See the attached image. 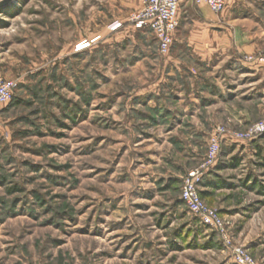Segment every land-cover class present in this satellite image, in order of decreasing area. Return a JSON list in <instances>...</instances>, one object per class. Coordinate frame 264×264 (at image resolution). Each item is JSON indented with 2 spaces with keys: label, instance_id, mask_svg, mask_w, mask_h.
<instances>
[{
  "label": "rangeland",
  "instance_id": "rangeland-1",
  "mask_svg": "<svg viewBox=\"0 0 264 264\" xmlns=\"http://www.w3.org/2000/svg\"><path fill=\"white\" fill-rule=\"evenodd\" d=\"M141 5L0 6V75L16 82L0 114V264H238L240 247L264 264V135L223 137L203 168L204 200L230 242L181 198L217 126L264 119V66L230 63L231 101L204 97L198 115L183 117L175 96L190 84L177 81L172 49L160 54L152 32L129 22ZM236 112L249 120L233 126Z\"/></svg>",
  "mask_w": 264,
  "mask_h": 264
},
{
  "label": "crops",
  "instance_id": "crops-1",
  "mask_svg": "<svg viewBox=\"0 0 264 264\" xmlns=\"http://www.w3.org/2000/svg\"><path fill=\"white\" fill-rule=\"evenodd\" d=\"M182 6L188 7L187 10H182ZM180 25L174 35L172 65L179 74L177 81L190 86L189 89L181 86L182 89L174 97L179 101L176 107L180 108L176 111H179V115H198L199 99L204 97H216L228 103L231 101L227 99L233 89L230 63L233 68H247L257 74L260 72L259 65L248 64L243 59L245 55L264 48V0H228L225 10L218 15L205 5L196 6L191 0H182ZM230 50L237 55H230ZM185 72H188V77ZM185 97L192 98L186 105ZM237 113L230 114L233 126L249 120L234 116ZM203 188L201 193L205 199L207 194Z\"/></svg>",
  "mask_w": 264,
  "mask_h": 264
},
{
  "label": "built area",
  "instance_id": "built-area-1",
  "mask_svg": "<svg viewBox=\"0 0 264 264\" xmlns=\"http://www.w3.org/2000/svg\"><path fill=\"white\" fill-rule=\"evenodd\" d=\"M182 0H142L141 8L133 11L129 22L133 23L139 30L148 29L152 32L155 41L158 43L159 53L166 55L170 53L174 45V35L180 25V6ZM196 6H207L215 14L225 10L228 0H191ZM122 22L115 21L111 24V30L116 31ZM87 43H82V47ZM248 61L264 66V50L257 55H249ZM16 82L0 75V114L2 109L9 105L15 95ZM264 135V119L251 123L243 131L231 132L227 127L217 126L210 137L207 161L200 167L190 171L183 179L181 198L193 215H197L200 222L214 229L223 235L227 242H230L229 229L226 219L220 213L208 205L201 193L200 183L202 182L203 168L213 164L219 157L223 137H233L236 140L251 141ZM234 258L238 264H260L252 258L247 249L240 247L235 250Z\"/></svg>",
  "mask_w": 264,
  "mask_h": 264
},
{
  "label": "water",
  "instance_id": "water-1",
  "mask_svg": "<svg viewBox=\"0 0 264 264\" xmlns=\"http://www.w3.org/2000/svg\"><path fill=\"white\" fill-rule=\"evenodd\" d=\"M10 2H11V0H1L0 1V6L5 5L7 3H10Z\"/></svg>",
  "mask_w": 264,
  "mask_h": 264
},
{
  "label": "trees",
  "instance_id": "trees-1",
  "mask_svg": "<svg viewBox=\"0 0 264 264\" xmlns=\"http://www.w3.org/2000/svg\"><path fill=\"white\" fill-rule=\"evenodd\" d=\"M11 102H12V101H11ZM11 102H10V103H11ZM10 103H9V105H10ZM5 107H7V106H5ZM5 107H4V108H5ZM4 108H3V109H4ZM3 109H2V110H3ZM254 140H255V139H254ZM258 155L264 156V149H260V151L258 152Z\"/></svg>",
  "mask_w": 264,
  "mask_h": 264
}]
</instances>
